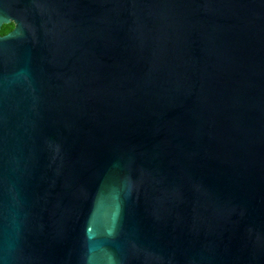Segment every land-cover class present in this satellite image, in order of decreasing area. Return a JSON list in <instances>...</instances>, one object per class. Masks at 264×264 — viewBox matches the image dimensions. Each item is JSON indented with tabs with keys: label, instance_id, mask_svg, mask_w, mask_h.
Returning <instances> with one entry per match:
<instances>
[{
	"label": "water",
	"instance_id": "95a60500",
	"mask_svg": "<svg viewBox=\"0 0 264 264\" xmlns=\"http://www.w3.org/2000/svg\"><path fill=\"white\" fill-rule=\"evenodd\" d=\"M0 264H264V0H0Z\"/></svg>",
	"mask_w": 264,
	"mask_h": 264
},
{
	"label": "trees",
	"instance_id": "16d2710c",
	"mask_svg": "<svg viewBox=\"0 0 264 264\" xmlns=\"http://www.w3.org/2000/svg\"><path fill=\"white\" fill-rule=\"evenodd\" d=\"M11 25H4L1 30H0V34H5L7 33L9 30H11Z\"/></svg>",
	"mask_w": 264,
	"mask_h": 264
},
{
	"label": "flooded vegetation",
	"instance_id": "af4514ba",
	"mask_svg": "<svg viewBox=\"0 0 264 264\" xmlns=\"http://www.w3.org/2000/svg\"><path fill=\"white\" fill-rule=\"evenodd\" d=\"M10 25L12 26V27H11V30H9L7 33H9L10 31H12V29L14 28V25H12V24H10ZM3 26H4V25H3ZM3 26H2V27H3ZM2 27H1V28H2ZM0 30H1V29H0ZM7 33H5V34H0V36H4V35H6Z\"/></svg>",
	"mask_w": 264,
	"mask_h": 264
}]
</instances>
